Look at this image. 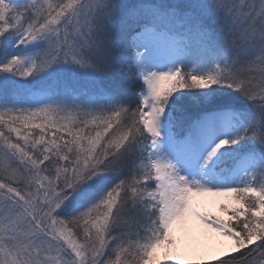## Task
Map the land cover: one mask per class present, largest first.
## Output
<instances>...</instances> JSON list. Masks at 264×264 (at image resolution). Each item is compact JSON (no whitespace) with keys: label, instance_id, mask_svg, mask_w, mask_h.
<instances>
[{"label":"snow or ice","instance_id":"obj_1","mask_svg":"<svg viewBox=\"0 0 264 264\" xmlns=\"http://www.w3.org/2000/svg\"><path fill=\"white\" fill-rule=\"evenodd\" d=\"M0 264H264V0H0Z\"/></svg>","mask_w":264,"mask_h":264},{"label":"rangeland","instance_id":"obj_2","mask_svg":"<svg viewBox=\"0 0 264 264\" xmlns=\"http://www.w3.org/2000/svg\"><path fill=\"white\" fill-rule=\"evenodd\" d=\"M210 212H212L216 215H222L223 216V214L219 212L218 207H215L213 210H210ZM224 218L227 219L226 216H224Z\"/></svg>","mask_w":264,"mask_h":264},{"label":"bare ground","instance_id":"obj_3","mask_svg":"<svg viewBox=\"0 0 264 264\" xmlns=\"http://www.w3.org/2000/svg\"><path fill=\"white\" fill-rule=\"evenodd\" d=\"M209 200H211V199H213V198H208ZM215 207H217V206H215V205H212V204H210L208 207H207V211H210V210H213Z\"/></svg>","mask_w":264,"mask_h":264}]
</instances>
